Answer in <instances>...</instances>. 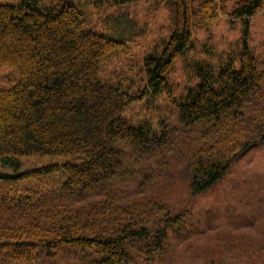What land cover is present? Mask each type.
Returning <instances> with one entry per match:
<instances>
[{
	"label": "trees",
	"instance_id": "trees-1",
	"mask_svg": "<svg viewBox=\"0 0 264 264\" xmlns=\"http://www.w3.org/2000/svg\"><path fill=\"white\" fill-rule=\"evenodd\" d=\"M218 1L232 20L254 16L264 7V0H237L227 11ZM217 10L213 0H175L169 39L159 53L143 60L149 86L167 88L164 76L186 49L193 24L202 29ZM124 45L91 31L70 5L40 10L31 2L0 4V65L15 67L20 75L14 87L0 89V167L11 171L0 172V264L53 259L126 264L128 251L136 247L148 260L162 255L172 220L156 218L155 204L139 212L136 199L119 203V196L105 190L124 176L128 156L148 154L166 140L126 121L122 114L132 98L101 76V60ZM191 76L196 84L176 107L184 127L205 126L194 155L199 159L190 166V189L197 194L220 179L247 148L264 142V67L259 71L244 47L238 71L199 63ZM251 101L255 120L248 122L245 111ZM246 125L253 137L243 142ZM210 137L215 143L204 145ZM216 143L221 150H215ZM24 157L63 161L19 174ZM27 180H47L48 188L59 185L61 193L54 202L40 203L35 188L18 187Z\"/></svg>",
	"mask_w": 264,
	"mask_h": 264
},
{
	"label": "rangeland",
	"instance_id": "rangeland-1",
	"mask_svg": "<svg viewBox=\"0 0 264 264\" xmlns=\"http://www.w3.org/2000/svg\"><path fill=\"white\" fill-rule=\"evenodd\" d=\"M213 1L218 8L215 19L202 29L193 24L186 49L164 76L167 88H155L147 83L143 60L159 53L169 39L174 28L175 0H135L125 4L117 0H0V4L12 6L31 2L40 10L73 6L91 31L125 44L117 54L101 60V76L111 84L121 85L132 98L122 114L126 121L144 125L154 137L166 140L163 147L148 154L137 151L138 159L128 156L124 176L105 190L119 196V203L136 199L139 212L143 206L155 204L156 218L167 216L172 220L162 255L148 260L149 255L138 252L139 247L131 248L126 264H264V142L247 148L207 190L193 194L190 189V166L199 159L194 155L203 143L200 137L205 126L195 123L191 128L184 127L176 105L196 84L191 71L199 63L238 71L244 47L257 69L264 67V7L254 16L232 20L223 15L219 1ZM236 1L221 0L227 11ZM19 81L17 68L0 65V89H10ZM261 87L264 96V85ZM260 99L264 108V97ZM252 108L251 101L245 111L248 122L255 120ZM245 129L243 142L253 137L248 126ZM214 143L210 137L204 145ZM214 148L221 150L217 143ZM62 161L60 157H24L20 159L19 174ZM0 172L11 171L0 167ZM46 181L41 184L27 180L18 187L35 188L40 203L43 199L54 202L60 187L48 188ZM3 190L0 186V198ZM91 195L95 199V194ZM63 262L53 259L46 264Z\"/></svg>",
	"mask_w": 264,
	"mask_h": 264
}]
</instances>
